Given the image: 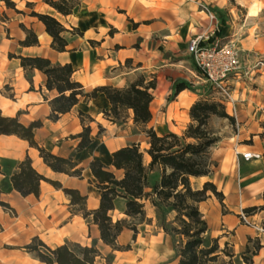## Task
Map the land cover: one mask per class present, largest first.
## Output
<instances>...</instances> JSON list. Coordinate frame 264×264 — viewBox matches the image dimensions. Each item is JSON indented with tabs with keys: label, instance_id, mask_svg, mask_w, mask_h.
I'll return each instance as SVG.
<instances>
[{
	"label": "crops",
	"instance_id": "obj_1",
	"mask_svg": "<svg viewBox=\"0 0 264 264\" xmlns=\"http://www.w3.org/2000/svg\"><path fill=\"white\" fill-rule=\"evenodd\" d=\"M16 6V0H10ZM35 1V0H34ZM138 1L133 3L134 9ZM178 2L179 0H174ZM174 1L153 0L160 12L182 10ZM183 9L191 12L183 29L177 28L174 21L158 23L151 30H145L139 22L135 28L125 24V33L130 37V45L134 46L136 39H143L136 49L131 47L125 54V60H131L129 68L125 67V77L120 71H112L114 59L108 48L109 36L105 31L110 22H104L99 28L93 26L81 30L82 35L76 39H67L65 51L57 52L51 48V38L45 32L41 22L35 17L27 16L16 20L9 12L14 9L0 6V112L3 116H16L20 123L28 125L40 120L41 127L34 131V140L39 147L63 158L71 157L81 168V177L69 176L53 172L44 164L36 148L29 146L27 141L15 135H0V200L7 203L13 214L0 207V264H32L34 258L25 252L24 246L37 236L49 247H55L65 242L81 245H95L99 250V257L95 264H105L104 258L111 256L109 264H175L177 262V248L179 238L164 232L157 220L155 208L145 202V216L149 223L137 226V233L122 229L117 236V244L128 246L122 251L112 250L102 243L98 228L91 221V217L83 218L82 214L69 204V198L62 191L63 188L76 189L82 196H86L85 208L91 211L98 206L99 190L95 187L88 164L93 159H99L115 176L122 175L121 170H115L111 165V153L120 147L130 144H140L147 139L143 128L132 121V111L126 112L124 121H111L103 112L109 108V103L103 94H98L91 100L80 99L70 111L62 114L56 121L48 116L51 112L49 101L57 96L56 90H47L45 75L36 69H23L18 56H39L50 60L54 65L70 63L74 69L72 79L79 82L85 92L92 91L98 86H113L121 88L134 82L137 77L144 82L154 81L151 91L153 99L150 103L151 120L146 129H153L158 135L174 133L180 135L189 123L188 110L192 103L200 98H212L216 93L212 91L204 79L195 71L192 58L186 51L187 42L193 36L199 35L212 28L213 24L199 4L208 5L212 10L228 12L236 7L245 11L243 31L231 27L233 38L241 49L253 51L254 61L250 67L244 66L243 71L231 76L227 83L231 96L236 100L238 131L227 140L232 145L231 150L223 151L216 159L215 171L208 177L198 178L201 184L210 181L217 191L223 195V209L218 223H222V230L213 231L212 237L218 238V244L231 249L233 258L238 257L235 264H244L240 255L244 251L248 238L258 239L261 245L259 251L252 257L255 264H264V210H256L246 217V223H240V209L259 207L264 203V0H182ZM233 2L230 4L229 2ZM2 0H0V5ZM96 4L89 6V11L96 13H110L111 8L104 6L102 0H95ZM132 0H125V10L129 13ZM44 6L53 10L47 4ZM111 6V5H110ZM164 7V10L162 8ZM16 12V11H15ZM40 11L39 13H45ZM76 11L62 16L56 13L57 20L68 29L78 26L70 20ZM202 13V14H201ZM195 14V15H194ZM199 14V15H198ZM4 15L6 18H2ZM106 20V18H103ZM174 23V26H173ZM32 30L37 37L38 44L23 47L19 42L25 39V32ZM176 26V28H175ZM221 35L227 30L220 25ZM98 31V32H97ZM162 37L160 41L150 42V35ZM243 35V36H242ZM223 39L226 37L221 36ZM99 45H89V42ZM259 57V58H258ZM117 64L118 62L115 61ZM242 70V69H241ZM241 75H249L255 83V88L240 86ZM183 83L186 88L175 93V85ZM233 98V97H232ZM79 111L88 115L92 121H86L90 127L91 143L83 150L77 151L79 142L77 135L82 130ZM179 112L182 114L179 115ZM181 116V120H179ZM99 128L101 131L99 132ZM148 148V139L145 142ZM254 152L262 155L259 160H243L236 157L234 151ZM29 158L32 167L43 177L56 181L61 188H55L48 182L41 181L37 197L30 194L21 196L11 186L10 176L17 172L18 164ZM146 163L149 157L144 152ZM155 182L159 178V171L154 170L150 179ZM209 195V194H208ZM210 196L199 204L203 213ZM239 210V212H237ZM124 201L115 200V208L109 213L112 221L124 219ZM206 220V215L203 214ZM174 212H166V222H171ZM208 230L209 222L206 220ZM145 226L143 230L138 227ZM208 233V231H207ZM40 264H44L38 262Z\"/></svg>",
	"mask_w": 264,
	"mask_h": 264
},
{
	"label": "trees",
	"instance_id": "obj_2",
	"mask_svg": "<svg viewBox=\"0 0 264 264\" xmlns=\"http://www.w3.org/2000/svg\"><path fill=\"white\" fill-rule=\"evenodd\" d=\"M6 8L14 9L15 4L10 0H2ZM56 13L70 15L77 6L72 0H43ZM30 5V3H27ZM35 17L45 28L51 38V48L57 52L65 51L67 39L65 33L81 36L77 28L67 30L56 18L47 13L32 11ZM26 36L19 42L20 46L28 47L38 44L36 34L32 30L22 27ZM23 69H36L45 77L47 90H56L57 96L49 101L51 112L48 119L56 121L58 117L75 106L80 99L91 100L98 94H103L109 103L103 115L111 121L121 119L120 113L132 111V121L143 128L148 139L146 154L148 163L139 144H130L120 147L111 153V165L115 170H121L120 177L108 170L99 160L93 159L88 168L94 178L95 187L99 190L98 206L87 211L85 208L86 196L78 190L63 188L62 191L69 198V204L80 212L83 218L91 217L99 231L100 240L113 251L128 249V246L117 244V236L126 228L137 233V226L149 223L145 216L144 205L149 202L156 211L157 220L164 232L179 238L177 248V262L175 264H235L233 254L220 249L218 238H208V225L199 209V204L205 201L210 192L218 200H223V195L217 191L216 186L210 181H204L200 187L193 185L192 180L212 175L216 161L212 157L213 148L220 141L215 131L210 126L212 118L226 119L230 123L234 119L229 116L223 104L212 98H200L191 104L188 110L189 123L180 135L164 133L158 135L153 129H146V124L151 120L150 103L153 99L152 90L154 81L144 82L142 77L127 86L117 88L113 86H98L90 92H85L83 86L71 77L74 69L70 63L54 65L49 59L39 56H18ZM186 86L183 83L175 85V93H179ZM82 130L77 135L80 139L77 151L83 150L91 143L90 127L86 121L92 119L79 111ZM40 120L28 125L19 122L16 116H3L0 112V135H15L27 141L29 146L38 150L42 158L53 172L69 176L81 177V168L71 157L56 156L42 147L34 140V131L41 127ZM101 129L99 128V132ZM17 172L10 176L12 188L21 196L39 194L41 181L48 182L55 188H61L56 181L47 179L32 167L29 158L22 160L17 166ZM159 171V178L151 182L150 174ZM1 193V190H0ZM124 201V219L112 221L110 212L115 208V200ZM0 207L13 213L9 205L0 200ZM256 210H264V203L259 207L242 209L248 216ZM166 212H174L171 222H166ZM25 252L34 259L44 264H95L101 257L95 245H81L79 243L65 242L55 247L47 246L37 236L33 237L24 247ZM261 248L258 239L248 238L246 247L240 258L244 264H255L252 257ZM228 257L225 262L221 255Z\"/></svg>",
	"mask_w": 264,
	"mask_h": 264
},
{
	"label": "rangeland",
	"instance_id": "obj_3",
	"mask_svg": "<svg viewBox=\"0 0 264 264\" xmlns=\"http://www.w3.org/2000/svg\"><path fill=\"white\" fill-rule=\"evenodd\" d=\"M54 1H57V0H54ZM102 1H103L104 6H109V8H111L110 13L105 14L101 12V13L94 14L92 11H89V6L92 4H96L95 0H72V2L77 4V6L73 10V11H76L74 18L72 17L70 18V20L72 21V23L74 22V25L76 24L78 26L77 29L80 32L81 30L89 29L93 26H96V28H99V31L104 32V30L100 27L105 25L104 22H110L108 28L105 31L106 32L105 36L110 37V39H107V40H108V46H109L108 48L110 49L111 55L114 59V66H113L112 71H120L121 73H123V75H121L122 77H125V67L129 68L132 63L131 60H125V54L128 52V50H130L131 47H135L137 49L140 46L139 42L142 43L143 41V39L142 40L136 39L134 46L130 45L131 41L128 35L130 31L128 30V33H125L124 26L126 23L128 24L129 28L132 27L134 29L136 26L134 25V23L139 22V24L142 25V28L148 31V30L153 29L155 25H157L160 22L164 23V22L171 20V21L176 22L175 25L177 26V28L183 29L185 25L184 22L190 19V16L192 15L191 12H186L183 9L182 6L183 4L185 5L186 3H184L182 0H179L178 2L172 0L174 1V3L180 5L182 10L179 9L178 11H175V10L169 11L167 9L166 12L165 11L160 12L159 11L160 7L159 6L155 7L153 4V0H146V2L138 1V6L135 7L134 9L133 3H136V0H132V3L130 4L128 8L129 10L128 14L125 10V0H102ZM163 1H171V0H163ZM27 3H30V5H27ZM229 3L233 4V2L231 1ZM0 6H5L4 2L3 3L1 2ZM16 6L18 8V9H15L16 12L15 11L9 12L10 16H12V18L16 20L25 19V17L29 16L32 11L39 13L40 11H44V10L46 11L45 13L52 15L54 18H56V20L57 18L60 19V17L56 14L54 10L48 9L47 7L44 6L43 0H35V1L34 0H16ZM205 8L213 16L216 17V26L220 30L216 34L218 36L226 37V39H223L222 42L230 41L231 39L237 38V36L233 38L232 30L230 33L229 29L231 27L233 28L236 27L237 30L243 31L245 27L247 26V24L246 25L244 24L245 11L243 10V8L236 7L230 10L229 12L228 10H224L223 12L214 11L206 4H205ZM205 8H203L202 4H199L198 6V9L200 11H203L204 15L207 16V12ZM162 10H164V7L162 8ZM2 18H6V17L2 15ZM103 18H106V20ZM212 24L213 26H215L214 23ZM220 25L227 28V30L222 35H221L222 31L220 29ZM173 26H174V23H173ZM72 28H75V27L70 25L67 30L71 31ZM21 29H22V26H21ZM159 34L160 33L151 34L149 44L150 42H153V44H155V41H160L162 37ZM66 37L69 39L74 38V37L78 39L77 38L78 35L67 34ZM233 43H235V45L241 51V55H242V65H241L242 70L241 71H243L244 66L250 67V64H252L254 61L253 58L256 55L253 51L241 49L238 46L236 40H234ZM94 44L99 45V43L96 41L89 42V45H94ZM115 61H117L118 63L116 64ZM195 71L198 73V75L201 76L200 71L196 67H195ZM138 78L140 77H137V79ZM240 81H242L240 86H245L249 89L255 88L257 87V85H259V83L257 84L255 83V81L251 80L249 78V75H246V76L241 75ZM213 97L216 99L219 97V95L215 94L213 95ZM232 97L234 98V96ZM225 111L229 116H231L229 106L225 107ZM181 114L182 113L179 112V115ZM120 117L121 119L119 120L124 121L126 118V112L125 111L121 112ZM178 119L181 120V116H179ZM210 126L215 131L216 135L220 138V141L213 148V153H212V157L216 159L223 151L227 149L231 150L232 145L229 143L227 139L232 137L234 134H237L238 125H236L235 119L233 123H230L226 119L212 118L210 120ZM259 127H264V126H262V124H259ZM146 140L147 139H144L139 144V148L143 153L145 152V148H146V144H145ZM152 180L153 178L151 179V182ZM192 183L196 187H200L202 185L201 179H193ZM208 194L211 199L210 201L206 202V205H205L206 207L202 208V211H203L202 214L206 215V220H208L209 222L210 229L208 230L207 236L208 238H211L213 231L222 230L221 228L222 223L220 222L218 223V217L220 216L221 213H226V211L223 209V204L221 200H218L210 192H208ZM237 212H239V210H237ZM240 223L244 224L246 223V221H243L240 219ZM138 228L140 230H143L145 226L138 227ZM1 230L2 228L0 227V231ZM220 249H224L228 253L231 252V249L224 245H220ZM221 256H222L221 259L223 261L226 262L228 260V257L224 256L223 254ZM111 259H112L111 256L108 255L104 258L103 263L109 264L111 262ZM237 260H238V257L232 258L233 262H237ZM38 262H39L38 260L34 259L32 264H40ZM220 263L221 261H219L218 264Z\"/></svg>",
	"mask_w": 264,
	"mask_h": 264
},
{
	"label": "built area",
	"instance_id": "obj_4",
	"mask_svg": "<svg viewBox=\"0 0 264 264\" xmlns=\"http://www.w3.org/2000/svg\"><path fill=\"white\" fill-rule=\"evenodd\" d=\"M207 16L212 26L211 29L193 36L189 39L186 51L192 58L194 66L200 71L202 78L209 85L213 92L219 95L216 100L230 107V114L237 119L236 100L232 98L230 86L227 83L231 76L241 72L242 55L233 41L222 42L223 38L216 33L219 28L216 26V17L213 16L206 8ZM236 125L237 121H236ZM236 157L243 160H259L262 155L254 152L234 151ZM241 220L246 221V217L240 209ZM260 232L264 229L258 227Z\"/></svg>",
	"mask_w": 264,
	"mask_h": 264
},
{
	"label": "bare ground",
	"instance_id": "obj_5",
	"mask_svg": "<svg viewBox=\"0 0 264 264\" xmlns=\"http://www.w3.org/2000/svg\"><path fill=\"white\" fill-rule=\"evenodd\" d=\"M201 180H203V179H201Z\"/></svg>",
	"mask_w": 264,
	"mask_h": 264
}]
</instances>
